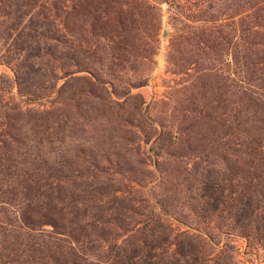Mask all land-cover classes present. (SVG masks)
Masks as SVG:
<instances>
[{"label":"rangeland","instance_id":"1","mask_svg":"<svg viewBox=\"0 0 264 264\" xmlns=\"http://www.w3.org/2000/svg\"><path fill=\"white\" fill-rule=\"evenodd\" d=\"M260 7L0 0V264H103L161 223L162 260L145 247L138 264H177L197 230L218 244L205 264H264L262 226L241 216L254 190L264 208V113L245 91ZM224 174L243 187L222 217L202 188Z\"/></svg>","mask_w":264,"mask_h":264},{"label":"trees","instance_id":"2","mask_svg":"<svg viewBox=\"0 0 264 264\" xmlns=\"http://www.w3.org/2000/svg\"><path fill=\"white\" fill-rule=\"evenodd\" d=\"M264 11V7H260L254 12L253 17L257 18V15ZM254 36L255 39L260 40L259 43H256V47L258 48V44L261 45V48H258L255 52V67L253 70V77L250 80V87H246L245 91H249V95H247V100L249 101L250 107H256L261 110V112L264 113V87H261L259 84V78H255V74L258 71H262L263 68H259L260 64L264 65V21L261 22H255L254 24ZM259 61V62H258ZM253 64V66H254ZM264 156V154H263ZM261 161H264V157L261 159ZM218 180V181H217ZM217 180H213L212 182L209 181L208 183L204 184L202 188V197H205L207 201H205L204 204H206L207 207H209L210 210H213L215 212L221 211V216L223 217V212H225L229 207V203L233 201L234 193H239L240 188L243 187L241 183L237 184L236 186L230 183V178H228L227 175H223V177L218 178ZM25 181V180H24ZM23 181V182H24ZM28 183V181H27ZM33 184H39L38 181H32ZM32 187L28 185L26 187V190H30ZM257 192H260L259 190H254L252 198L249 199L248 202L245 204H242L243 207H241V216L244 217V219H247L251 221L252 223H257V228H260L262 226V231L264 232V208H262L261 213H259V207L257 204L253 202V198L257 197ZM263 194V192H261ZM257 194V195H256ZM256 195V196H255ZM50 197V195H48ZM34 211H36V208H34ZM37 216L44 218L47 217V214H41L36 211ZM49 220V219H48ZM44 221L45 223L48 222ZM26 225L29 228H35L38 226V224L44 223L41 220L38 219H27L25 220ZM251 222L249 223L251 225ZM248 225V224H247ZM157 227L159 228L160 234L157 236L154 232V230L151 231V237L153 238L151 244H147V239L145 237H141V240H143V245L138 249V230L136 231L135 236H133L132 239L128 241H124L125 243L121 245H117L116 249L119 250L115 255V258H110L109 261H102V259H97L103 264H108L110 260L113 261V264H138V251L140 249H144L145 247H148L150 250L146 254V259H143V263H146L148 260V256L152 257L156 255L158 257L159 261L162 260L161 254H152L151 250L161 249L162 245L164 243L169 242V238L165 235V229L164 224H158ZM191 228V227H190ZM210 232V231H209ZM208 231H201L197 230V234H182L184 235V239L181 241L176 242V249L173 251L172 257H179L176 261L177 264L184 263V264H190V261L192 260V263L194 261L201 262V264H205L204 261H206L205 257H201L202 254L205 252L202 250L205 248H208L213 245H218L215 237ZM140 233L145 234L144 230H141ZM137 239V240H136ZM76 251V250H75ZM118 258V259H117ZM181 260V261H180ZM90 261V260H89ZM155 264V263H154Z\"/></svg>","mask_w":264,"mask_h":264}]
</instances>
